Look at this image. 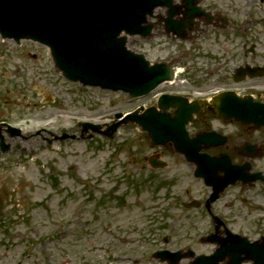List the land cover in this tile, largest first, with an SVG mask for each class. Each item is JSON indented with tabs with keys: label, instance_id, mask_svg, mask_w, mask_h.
<instances>
[{
	"label": "rangeland",
	"instance_id": "374dc122",
	"mask_svg": "<svg viewBox=\"0 0 264 264\" xmlns=\"http://www.w3.org/2000/svg\"><path fill=\"white\" fill-rule=\"evenodd\" d=\"M201 5L212 16L197 20L202 30L190 34L200 35L193 44L167 35L161 26L152 37H129L131 50L153 62L173 61L179 69L176 84L159 91L201 97L226 87L264 91V75L241 82L228 78L245 62L264 65V0H202ZM39 87L54 100L43 103ZM152 100V95L127 100L121 92L70 82L44 46L0 37V122L21 127L26 135H6L10 147L0 151V264H116L110 251L134 256L151 248L145 241L153 225L148 216L180 212L186 192L200 189L193 166L170 148H152L136 124L121 126L114 139L97 134L90 139L79 138L78 123L110 124L116 113ZM65 133L78 138L55 140ZM161 149L169 167L154 171L148 160ZM129 260L119 264H132Z\"/></svg>",
	"mask_w": 264,
	"mask_h": 264
},
{
	"label": "water",
	"instance_id": "95a60500",
	"mask_svg": "<svg viewBox=\"0 0 264 264\" xmlns=\"http://www.w3.org/2000/svg\"><path fill=\"white\" fill-rule=\"evenodd\" d=\"M199 1L182 0L181 5H175L174 0H0V33L5 38L33 39L49 46L56 67L70 80L122 90L134 98L150 93L161 83L172 80L175 74L173 63L151 64L143 54L128 49V36L149 37L155 26L150 19L155 17L158 7L168 9V16L161 17L167 31L180 36L202 14ZM180 13H184L183 21L175 20ZM246 103L234 93L214 99L219 116L242 121L247 120L242 111ZM159 106L178 107V110L174 114L158 112L155 108L142 114L137 110L109 125L106 131H101L100 125H80L83 132L92 128L113 138L122 124L137 123L147 131L152 145L171 143L205 173L215 172L217 168L211 163L214 158H203L199 153L203 136L190 138L186 130V124L199 107L190 105L185 98L170 95H163Z\"/></svg>",
	"mask_w": 264,
	"mask_h": 264
},
{
	"label": "flooded vegetation",
	"instance_id": "af4514ba",
	"mask_svg": "<svg viewBox=\"0 0 264 264\" xmlns=\"http://www.w3.org/2000/svg\"><path fill=\"white\" fill-rule=\"evenodd\" d=\"M260 88L249 86L245 92L238 93L264 103V91ZM190 131L225 136V142L216 140L217 144L207 153L226 154L233 165L243 168L237 170L245 178L228 186L213 201H210L213 188L203 179H195L200 189L192 194L186 192L180 200V212L170 209L162 215L148 216V222L153 225H149L151 235L145 241L151 248L134 255L139 259L133 264H264V123L227 122L205 107L202 116H197L191 124ZM2 133L7 135L6 128ZM104 229L113 232L106 226ZM162 251L176 253L181 258L163 260L158 255Z\"/></svg>",
	"mask_w": 264,
	"mask_h": 264
}]
</instances>
